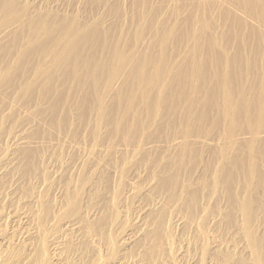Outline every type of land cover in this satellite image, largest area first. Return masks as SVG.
<instances>
[{
  "label": "rangeland",
  "instance_id": "1",
  "mask_svg": "<svg viewBox=\"0 0 264 264\" xmlns=\"http://www.w3.org/2000/svg\"><path fill=\"white\" fill-rule=\"evenodd\" d=\"M9 154L0 238L32 262L264 264V0H0V172Z\"/></svg>",
  "mask_w": 264,
  "mask_h": 264
},
{
  "label": "bare ground",
  "instance_id": "2",
  "mask_svg": "<svg viewBox=\"0 0 264 264\" xmlns=\"http://www.w3.org/2000/svg\"><path fill=\"white\" fill-rule=\"evenodd\" d=\"M3 34V33H2ZM176 76V75H175ZM178 76L179 75H177V79H178ZM6 79V78H5ZM165 79V78H164ZM166 80V79H165ZM174 80H176L175 79V77H174ZM179 80H180V78H179ZM167 81V80H166ZM111 82V81H110ZM156 82V81H155ZM160 82V81H159ZM7 83V82H6ZM6 83H4V84H6ZM114 83H115V80H114ZM164 83H165V81H164ZM116 84V83H115ZM157 84V83H156ZM155 84V85H156ZM160 84H158V86H159ZM163 85V84H162ZM161 85V86H162ZM113 86H114V84H113ZM164 86H165V84H164ZM160 87V86H159ZM163 87V86H162ZM140 88V87H139ZM160 89H161V87H160ZM138 91V90H137ZM139 91H141L140 89H139ZM143 92V91H142ZM138 93V92H137ZM231 107V106H230ZM229 107V108H230ZM226 108H228V107H226ZM232 109V108H231ZM227 110V109H226ZM230 110V109H229ZM240 110V109H239ZM242 110V109H241ZM25 135V134H24ZM261 135V134H260ZM23 136V135H22ZM22 136H20L21 138H19L18 137V139L13 143L14 144V153H15V151H17V150H15V148L17 149V148H19V147H25V151H26V147L27 146H29L30 144H37V143H35V141L33 142V140L31 141L32 143H30V140H29V142L27 141V138H26V136H24V137H22ZM257 136H259V134L257 135ZM262 136V135H261ZM233 137V136H232ZM232 137L229 139V140H232ZM246 137V136H245ZM26 140H25V139ZM234 138H236V136L234 137ZM233 138V139H234ZM241 138V137H240ZM243 138H244V136H243ZM247 138V137H246ZM263 138V137H262ZM242 139V138H241ZM245 139V138H244ZM177 140V139H176ZM239 140V139H238ZM243 140V139H242ZM174 141H175V139H174ZM240 141V140H239ZM238 141V142H239ZM245 141V140H244ZM193 142H195V141H193ZM230 142H232V141H230ZM234 142V141H233ZM235 142H237V141H235ZM43 143V142H42ZM68 143V142H67ZM181 143V142H180ZM196 143H198V142H196ZM225 143H227V142H225ZM46 144V143H45ZM71 144V143H70ZM158 144V143H157ZM171 144V143H170ZM169 144V145H170ZM199 144V143H198ZM203 145H204V143H202ZM228 144H229V142H228ZM232 144V143H231ZM210 145V144H209ZM32 146V145H31ZM48 146V145H47ZM145 146V145H144ZM146 146H147V144H146ZM150 146V145H149ZM152 146V148L154 147L153 145H151ZM175 146V145H174ZM227 146H229V145H227ZM41 147H43V146H41ZM46 147V146H45ZM49 147V146H48ZM68 147H70L69 145H68ZM139 147H140V145H139ZM156 147V146H155ZM164 147V146H163ZM213 147V146H212ZM222 147V146H221ZM224 147V146H223ZM230 147V146H229ZM72 148H74V147H72ZM92 148H94V147H92ZM133 148V147H132ZM145 148L146 147H144V150H145ZM160 148V147H159ZM168 148V147H167ZM166 148V149H167ZM216 148V147H215ZM20 149V148H19ZM18 149V150H19ZM32 149V148H31ZM69 149V148H68ZM107 148H105V150H106ZM128 149V148H127ZM134 149H136V148H134ZM139 149V148H138ZM141 149V148H140ZM149 149V148H148ZM177 149H179V148H177ZM222 149V148H221ZM80 150V149H79ZM94 150V149H93ZM97 150V149H96ZM103 150V149H102ZM124 152H125V150L124 149H122ZM131 150H133V149H131ZM130 150V151H131ZM142 150V149H141ZM147 150V149H146ZM150 150H153V149H150ZM169 150V149H168ZM20 151H23V150H21L20 149ZM92 151V150H91ZM101 151V150H100ZM99 151V152H100ZM107 151V150H106ZM120 151V150H119ZM127 151V150H126ZM129 151V150H128ZM129 151V152H130ZM135 151V150H134ZM140 151V150H139ZM143 151V150H142ZM148 151V150H147ZM173 151V150H172ZM175 151V150H174ZM75 152H76V149H75ZM78 152V151H77ZM77 152L75 153V154H77ZM83 151H81V154H83V155H85L86 154V150H85V154L84 153H82ZM88 152V151H87ZM95 152V151H94ZM97 152V151H96ZM95 152V153H96ZM107 152H110L109 150L107 151ZM113 152V151H112ZM117 152V151H116ZM19 153V152H18ZM72 153V152H71ZM89 153H91L90 151H89ZM106 153V152H105ZM104 153V156L107 154H105ZM128 153V152H127ZM13 154V153H12ZM21 154H23V152L21 153ZM31 154V150H30V153H29V155ZM74 154V155H75ZM102 154V153H101ZM124 154V153H123ZM10 155V154H9ZM18 155V154H17ZM73 155V154H72ZM92 155V154H91ZM91 155H89L88 157H90ZM94 155V154H93ZM100 155V154H99ZM124 155H126V153L124 154ZM8 156V155H7ZM15 156V158L16 157H19L20 159H18V160H21L22 161V159H21V155H18V156H16V154L14 155ZM14 156L13 155H10V157L7 159V164H8V166L4 169H2L1 170V172H0V175L1 174H5V173H3V172H5L6 171V169H9V167H11V168H15L16 169V167H13V165L15 164L16 166L18 165V163H16V162H21V161H17V158H16V162H15V158H14ZM21 156V157H20ZM94 156H97V155H94ZM103 156V155H102ZM5 157V159H6V155L4 156ZM4 157H2V159H4ZM24 157L26 158V156L24 155ZM83 157V156H82ZM81 157V158H82ZM92 157V156H91ZM84 158H86V157H84ZM96 158V157H95ZM80 159V158H79ZM91 159V158H90ZM24 161H25V159H23ZM81 160V159H80ZM88 160V159H87ZM85 161V163L86 162H88V161ZM92 160V159H91ZM95 160V159H94ZM93 160V161H94ZM76 161H78V159L76 160ZM75 161V162H76ZM23 162V161H22ZM63 162V161H62ZM89 162H90V160H89ZM55 163V162H54ZM67 163V162H66ZM96 163V162H95ZM22 164V163H21ZM21 164H19V166L21 165ZM63 164V163H62ZM84 164V163H83ZM106 164V163H105ZM14 165V166H15ZM55 165V164H54ZM60 165V164H59ZM67 165V164H66ZM69 165H70V163H69ZM86 164H84L83 166H85ZM91 165H93V164H90L89 165V167L91 166ZM64 166H65V164H64ZM79 166V165H78ZM82 166V165H81ZM102 166H104V165H102ZM76 167V166H75ZM93 167V166H92ZM97 167H98V164H97ZM108 167H110V166H108ZM107 167V168H108ZM10 168V169H11ZM55 168H56V166H55ZM67 168V167H66ZM95 168V167H94ZM9 169V170H10ZM58 169V168H57ZM59 169H61V168H59ZM15 171V170H14ZM10 172V171H9ZM9 172H7L8 174H9ZM10 173H12V170H11V172ZM138 178V177H137ZM132 183V182H131ZM136 183V182H135ZM92 184H94V183H92ZM91 184V185H92ZM138 185H139V183H137ZM137 185V186H138ZM146 185H149V183L148 184H146ZM152 185V184H151ZM87 186H88V184H87ZM89 186H90V184H89ZM93 186V188H94V185H92ZM95 186H97V185H95ZM130 187H131V184L129 185ZM136 185H134V187H133V189L135 190V187ZM81 187V186H80ZM78 188V189H81V188H84V187H81V188ZM86 187V186H85ZM132 187H131V189H132ZM147 187H149V186H147ZM89 188V187H88ZM91 188H89V190H90ZM138 189V188H137ZM140 190H141V188H140ZM82 191V190H81ZM129 191H131V190H129ZM129 191H128V193H129ZM133 192H135V191H131V193H133ZM137 192V191H136ZM131 193H129V194H131ZM139 193H140V191H139ZM80 194H81V192H80ZM80 194H79V197H80ZM136 194V193H135ZM75 195V194H74ZM77 195V194H76ZM132 195V194H131ZM134 195V194H133ZM171 197V196H170ZM174 197H172V199H173ZM74 198L72 197V200H73ZM171 199V198H170ZM171 199V200H172ZM175 200H177L176 198H174ZM71 200V199H70ZM76 200H78V198L76 199ZM171 200H170V202H171ZM174 201V200H173ZM72 202V201H71ZM73 202H75V200H73ZM178 202L180 203V201L178 200ZM172 203V202H171ZM154 205V204H153ZM160 205L158 204H156L155 203V206L152 208L151 206V210H150V212H153V213H155L156 211H158V209H161V208H163L162 207V205H161V207L160 208H158ZM35 207V210L37 211V209L40 207H38V205L37 206H34ZM34 207L32 206L31 208H33L34 209ZM175 207V206H174ZM32 209V211L31 212H26V211H24L23 212V214H22V219H19V222H18V225H20L19 226V228H18V233L16 234V232L17 231H14V233L15 234H12L13 235V237H14V239L15 238H17V239H20V240H22V239H24L25 237H24V231L26 230L25 228H23V226L25 225V224H27V223H29L30 225H32V226H36V224H37V218H36V213L34 212V210ZM264 210V209H263ZM39 211V210H38ZM37 211V212H38ZM74 211V210H73ZM148 211H149V209H148ZM39 212H41V208H40V211ZM38 212V213H39ZM162 212V211H161ZM37 213V214H38ZM159 213V212H158ZM74 214V213H73ZM73 214H72V216H71V220H66V222H65V224H66V227L70 230V231H79L80 230V225H82L81 223H80V220H81V218H79V219H72V218H74L73 217ZM150 214V213H149ZM171 214V213H170ZM152 215H154V214H152ZM150 216V215H149ZM157 215H155L154 217H156ZM77 217V216H76ZM218 217V216H217ZM243 217V216H242ZM152 218V217H151ZM239 218H241V216L239 217ZM149 219H150V217H149ZM215 219V218H214ZM243 219V218H242ZM1 220V219H0ZM156 220V219H155ZM1 221H3V220H1ZM81 221H83V220H81ZM148 222V221H147ZM179 222V221H178ZM2 223V222H1ZM0 223V224H1ZM142 223V222H141ZM141 223H140V225H141ZM155 223V222H154ZM156 223H157V221H156ZM80 224V225H79ZM146 224V223H145ZM148 224V223H147ZM160 225V224H159ZM40 226V225H39ZM153 226V225H152ZM152 226H151V224L149 225L148 224V226L146 225L144 228H142V229H140L139 228V232H142V230L144 231V234L146 235V237H147V240H149L150 241V245H152V247H148L149 248V250L152 252V253H156V254H159L158 256L159 257H157V258H160L161 256V250H160V248H163V243L165 242V243H167V246L169 247V245H170V243L172 242V237H170L171 235H166L167 237H165L164 239H165V241L163 242V243H161L162 242V238H161V235L162 236H164L165 234L163 233H161L160 234V231H159V229L157 230L156 228H152ZM27 227V226H26ZM161 227V226H160ZM159 227V228H160ZM244 227V226H243ZM11 229H14V228H11ZM240 230H241V228H240ZM244 231H245V229H244ZM244 231L242 230V232L244 233ZM162 232V231H161ZM245 232H247V231H245ZM12 232H10V234H11ZM205 233V232H204ZM238 233H240V232H238ZM31 234H33V233H31ZM167 234H169V233H167ZM136 235H138V233L136 234ZM194 235V234H193ZM209 235V234H208ZM240 235V234H239ZM246 235V236H245ZM244 235V238H245V242L247 243V246H245L246 245V243H244L245 245V247L244 246H242L243 248L241 249L242 251H243V249H244V252H247V253H251V249H252V253H251V255L253 254V250H254V252H259V250H260V248L258 249L257 248V245H256V242H255V240H253L251 237H250V235L248 234V233H246ZM139 236V235H138ZM138 236H136L137 238H138ZM142 236V235H141ZM207 236V235H206ZM140 237V236H139ZM145 237V236H144ZM145 237V238H146ZM201 237H203V235H201ZM200 237V238H201ZM214 237V236H213ZM241 237V236H240ZM194 238V237H193ZM205 238V237H204ZM239 238V237H238ZM242 238H243V236H242ZM242 238H240V239H242ZM243 238V239H244ZM134 240H135V238H133ZM142 239V238H141ZM140 239V240H141ZM144 239V238H143ZM162 239V240H161ZM174 239V238H173ZM197 239H199V238H197ZM78 239H77V237L75 238V241H76V243L78 244V241H77ZM127 240H132V237H128L127 238ZM134 240H132V241H134ZM138 240V239H137ZM200 240V239H199ZM202 240V239H201ZM205 240V239H204ZM74 241V242H75ZM240 241H242V240H240ZM72 243V242H71ZM243 243V242H242ZM136 244V243H135ZM138 244V243H137ZM136 244V245H137ZM140 244H141V242H140ZM160 244V245H159ZM161 244H163L162 246H161ZM172 244V243H171ZM196 244V243H195ZM76 245V244H75ZM139 245V244H138ZM149 245V246H150ZM249 245V246H248ZM12 246H13V244H11V242L9 243V240L7 239V240H5L4 241V239H1L0 238V264H49L50 263V258H49V254L48 253H46V252H44L43 253V255H41V256H38L36 259H35V261H31V259H30V256H28V255H25V254H22V255H18V254H15L14 252H13V249H12ZM148 246V245H147ZM167 246H164V247H167ZM227 246V245H226ZM225 246V247H226ZM167 247V248H168ZM249 247L251 248V249H249ZM259 247V246H258ZM152 248V249H151ZM167 248H165V249H167ZM218 248H220V247H218ZM164 249V248H163ZM164 249V250H165ZM170 251H172V247L170 246ZM225 249V248H224ZM258 249V250H257ZM169 250V249H168ZM232 250V249H231ZM167 251V250H166ZM233 251V250H232ZM261 251V250H260ZM168 252V251H167ZM166 252V253H167ZM218 252V251H217ZM244 252H243V254H244ZM171 253V252H170ZM230 253H231V251H230ZM255 254V256L257 255V257H258V255H259V253L258 254ZM163 255L162 256H165V261L167 262H164V263H166V264H173V262H174V258H175V256H173L174 255V253H171V254H167V257H166V255H164L165 254V252L164 253H162ZM173 254V255H172ZM222 254V253H221ZM237 254V253H236ZM232 255V254H231ZM235 255V254H234ZM250 255V256H251ZM262 255V254H261ZM177 256H179V255H177ZM176 256V257H177ZM221 256V255H220ZM230 255H228V257H229ZM236 256V255H235ZM180 257V256H179ZM179 257H178V259H179ZM217 257H219V256H217ZM228 257H227V259H228ZM237 257V256H236ZM252 257H254L253 255H252ZM256 257V260L257 261H259L260 259H258V258H260V257H258L257 258ZM156 258V259H157ZM221 258H223V256L221 257ZM225 258V257H224ZM224 258L222 259V260H224ZM164 259L162 260V262L161 263H163V261H164ZM177 259V258H176ZM212 259V258H211ZM254 259V258H253ZM46 260H48V262L46 261ZM135 260V259H134ZM133 260V261H134ZM158 260V259H157ZM157 260H155V261H157ZM160 260H161V258H160ZM172 260H173V262H172ZM218 260V259H217ZM130 262L129 261V259L126 261V260H124L122 263H117V264H136V263H134V262ZM219 262H222V261H220V260H218ZM224 261H226V260H224ZM158 262H159V260H158ZM219 262H218V264H219ZM226 262H228V261H226ZM225 263V262H224ZM224 263H221V264H224ZM230 263V262H229ZM258 263V262H257ZM261 263V261H259V264ZM138 264V263H137ZM210 264V263H209ZM215 264H217V263H215ZM230 264H232V263H230ZM253 264V263H252Z\"/></svg>",
  "mask_w": 264,
  "mask_h": 264
}]
</instances>
